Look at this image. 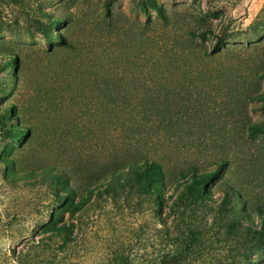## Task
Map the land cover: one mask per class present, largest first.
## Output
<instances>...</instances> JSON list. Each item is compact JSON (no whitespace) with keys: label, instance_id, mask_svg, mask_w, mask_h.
I'll use <instances>...</instances> for the list:
<instances>
[{"label":"rangeland","instance_id":"374dc122","mask_svg":"<svg viewBox=\"0 0 264 264\" xmlns=\"http://www.w3.org/2000/svg\"><path fill=\"white\" fill-rule=\"evenodd\" d=\"M157 1L178 8L180 22L190 11L218 30L222 17L227 48L214 66L236 76L187 88L170 109L181 125L136 144L162 163L158 197L128 166L96 180L129 150L101 129L67 134L61 122L68 108L85 116L77 107L91 93L79 78L88 76L85 64H142L140 82L153 86L150 23L127 56L138 22L158 18L150 0H0V264H264V133L243 124L264 123L254 95L264 90V0ZM157 29L162 39L165 27ZM201 48L210 52L212 42ZM10 126L29 128L27 136L7 135ZM223 159L225 170L201 195L189 166Z\"/></svg>","mask_w":264,"mask_h":264},{"label":"trees","instance_id":"16d2710c","mask_svg":"<svg viewBox=\"0 0 264 264\" xmlns=\"http://www.w3.org/2000/svg\"><path fill=\"white\" fill-rule=\"evenodd\" d=\"M150 2L157 11L158 18L153 19L149 13L143 23L138 22L134 44L130 43L127 47L129 51L127 56L131 57V53L143 39L145 24L150 23L155 30L152 42L157 52L153 64H148L150 71L152 70L149 73L153 86L144 89L145 85L148 86L147 83L140 82L144 79L141 78L142 74L139 72L144 68L142 64H85L88 76L84 78L80 74L79 78L85 79V83L91 88V93L83 95L84 100H78L83 102V108L77 103L78 109H83L85 116L82 117L81 122L80 118L72 116L68 108L62 113L61 122H64V131L67 134L72 135L76 128L84 127L88 129L89 135H95L101 129L103 133H106L103 138L105 141L114 142L116 149L129 150L123 158L117 160L121 162L109 164L102 171L96 172L94 176L96 180L105 177L110 171H117L128 166L129 170L134 173L133 177L143 183L152 195L156 194L158 197L165 176L162 173V163L147 155L149 152L146 146L143 148L136 144L142 141L147 144L152 135L159 137L163 135L161 134L163 132H174L171 129L181 125V119L174 116L170 109L175 104L183 102L187 88L192 85H208L213 80L224 76L235 80L236 76L232 69L228 73L223 68L214 66L215 61L217 62L216 56L227 48L225 39L228 35V26L224 24L222 17L219 20L221 27L217 30L210 23L205 22L201 15H195L189 11L184 22H180L178 8L168 9L157 0H150ZM158 25L165 27L162 39L156 35ZM54 36L57 38L59 35ZM207 41L212 42V49L210 52H203L201 46ZM237 61L238 64H242L239 58ZM7 62L11 63L14 68H18L13 59ZM60 66H66V64H60ZM153 89L156 90L154 97L150 96V91ZM254 95L263 102L264 107V90L257 91ZM165 97L168 99L166 102ZM92 107L99 113L92 112ZM9 111L13 110L7 107L3 114L4 118L8 117ZM72 111L74 112V108ZM87 119L89 123L92 122L93 127L85 123ZM79 121L82 123L81 126H79ZM192 121L189 120L188 124ZM243 124L250 130L251 135L264 133V123L246 118ZM70 128H73V131ZM27 130H29L27 127L15 129L10 126V129H7V135L22 139L27 136ZM126 143L130 144L129 149L123 146ZM227 163L228 161L223 159L214 167H204L196 163L189 166V171L201 195L208 182L216 179L225 170ZM155 165H159V168H155ZM50 170L53 171V168L44 169L51 175L50 184L53 194L56 199L63 201L67 195L59 190L58 180ZM199 170L201 174L198 175ZM225 188L229 192H235L228 184Z\"/></svg>","mask_w":264,"mask_h":264}]
</instances>
